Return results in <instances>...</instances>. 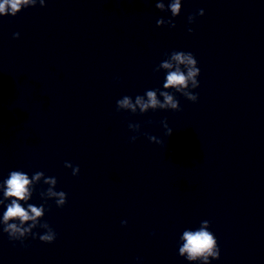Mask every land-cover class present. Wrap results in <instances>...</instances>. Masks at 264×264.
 Segmentation results:
<instances>
[{
    "label": "clouds",
    "instance_id": "9594fccd",
    "mask_svg": "<svg viewBox=\"0 0 264 264\" xmlns=\"http://www.w3.org/2000/svg\"><path fill=\"white\" fill-rule=\"evenodd\" d=\"M37 3H39L40 7H45V0H0V16L10 15L15 17L23 9L35 7ZM155 7L161 12L170 11L171 16L174 18L179 16L182 11V0H170L167 7L164 0H157ZM197 14L203 16L204 10H198ZM195 19V15H190L188 17L189 24L194 23ZM156 23L157 27L164 25H168L171 28L176 27L173 19L165 20L160 18ZM192 31L191 28H188L189 33ZM13 37L19 38V33H14ZM166 57L154 71L158 72L161 68L168 70L163 88L173 91H159V89L147 90L143 96L137 95L134 100L132 97L124 96L116 102L117 111L129 110L133 114L137 112L145 114L149 110L180 111L179 101L173 92L183 95L193 103L198 101V94L192 91L199 87L198 77L200 75V69L195 56L191 52L173 51L170 54H166ZM158 91L159 95L163 97V101L157 98ZM161 124L166 130L165 134L170 137L173 134V130L168 126L167 121L163 120ZM140 127L139 124L130 123L128 125V128L136 133H140ZM144 135H147L150 142L163 144V141L156 136L148 135L147 133H144ZM137 138L138 136L134 135L130 140L135 142ZM65 167L71 168L74 176L79 174V166H73L72 163L66 161ZM41 177L45 178V184L50 185L46 190L48 199H54L56 206L62 208L67 203V194L63 191H56V178L46 177L42 171L35 172L30 179L27 173L14 170L0 183V189L3 190L4 198L10 200V203L5 205V199H0V205H5L6 207L0 223L3 224V232L12 241H20L22 243L29 235L33 238L39 235L41 242L48 244L53 243L56 239V233L49 224L47 222L41 223L42 220L38 219L45 215L46 209L44 204L36 206L27 203V207H24L20 203L22 201L28 202L32 198L36 186L35 182L39 181ZM30 185L32 186L31 189L29 187ZM44 196L45 192H41L43 199ZM9 221L13 222L9 223ZM28 221H32V223L25 227V222ZM126 224L127 221H122V225ZM37 227L45 229L44 234L34 233L33 229ZM180 241L182 243L179 245L178 254L184 257L189 264H195V262L211 264L212 260H218L220 258V248L214 233L210 231V221L208 220L201 221L200 226L195 230L185 229L180 236Z\"/></svg>",
    "mask_w": 264,
    "mask_h": 264
}]
</instances>
